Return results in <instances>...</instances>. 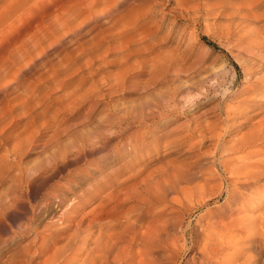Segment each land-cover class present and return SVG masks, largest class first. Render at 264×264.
Instances as JSON below:
<instances>
[{"label":"bare ground","instance_id":"obj_1","mask_svg":"<svg viewBox=\"0 0 264 264\" xmlns=\"http://www.w3.org/2000/svg\"><path fill=\"white\" fill-rule=\"evenodd\" d=\"M256 1L84 0L81 4L78 3L82 9L74 12L79 16L74 13L58 15L53 25L47 28L52 35L51 44L41 48L36 55L29 53V60L25 66L23 65V70L17 72L27 75L31 74L32 70L38 72L36 86L32 89L22 85L14 87L21 81L18 76L16 78L12 76L3 91V95L9 98L7 103L12 105H6L7 110H4V113L0 112V131L4 130L2 126L5 125L7 112L12 115L13 119L10 122L12 126L19 123H23V126L21 125L22 129L17 134H8L0 144L8 148L4 153H0V187H5L0 196V222L7 215L24 220L25 223L15 227L18 234L33 236L24 246L23 252L21 250V254L20 250L14 251L10 259L2 262L3 264L17 258H21V261L18 260L19 264H24L23 260L29 255H33L30 256L32 259L26 260L29 264H34V258L45 254L48 256L41 264H176L174 258L178 247L170 245L169 239L172 238H168L169 230L172 229L171 214H166L163 208L157 221L145 220L150 205L166 203L168 196L179 193L183 186L189 191L193 189L194 172L187 167L175 165L173 171L171 169L170 177L165 171L154 177L149 172L144 176L146 169L143 170L138 165L139 167L129 168L131 173L118 180V171L121 167L118 170L114 166L122 157L119 151L123 145L131 148L133 146L132 152L144 149L145 134L134 133L126 141H119L112 148L111 158L95 157L96 154L102 153L112 140L120 138V136L105 138L106 136H102L103 133H98L99 130L108 127V119L105 118L102 122L89 121L88 116H83L80 124L76 122V125L74 123L71 127L59 129L57 114L60 111H70L75 104L87 97L97 96V89H101L102 86L111 87L104 93L123 91L127 79L136 70L140 72L137 81L139 85L136 88L142 102L138 113H135L138 109L131 113L125 112L124 117L126 115L127 117L123 122H126L128 127L132 126L129 120H134L139 125L147 124L153 128L154 117L162 115L163 109L160 104L163 101L180 96L183 92L203 93L207 90L203 84L197 88L200 82L197 84L192 81L194 75L191 73L192 69L189 70L182 65V50L167 46L171 35L157 36L159 23L166 16L175 22L177 31L181 29L180 24H197L200 20L206 29L215 26L216 21L222 20L218 27L229 34L231 30L234 32L238 30L239 33L249 30L247 34L251 36L248 44H251L249 48H253L254 51L247 52V61L250 65L244 69V75L248 82L254 75L260 74L254 81L259 87L260 84L264 85V14L260 15V12L259 15L256 14L254 10ZM131 2H141L142 6L133 5ZM166 3H172L175 9L166 11ZM158 14L159 20L158 17L156 19ZM177 31L175 30L174 34ZM241 35L243 36L242 33ZM106 58L110 60L105 65L108 64L113 70L102 73L100 76L103 77L98 78L101 64H104ZM142 78L145 80L140 81ZM215 84L216 87L223 86L221 81ZM11 88L17 90L23 88L25 93L24 95L14 93L17 90ZM207 88L209 91H215V87L210 85ZM262 89L254 92L260 91L258 93L261 94L264 92ZM12 94L14 96L10 98ZM256 104L250 101L227 104L222 109L217 124L208 121L199 123L197 120L200 117H194L191 118L194 120V126L191 125L188 127L189 130L187 129L198 136L197 145L209 143L213 149L212 160L207 170L219 180L224 179L225 174L228 175L227 186H224V202L246 200L250 204L249 208L252 203L254 204L251 207V215L232 219L223 225L224 227L218 224L213 227L217 230L213 235H209L216 243L209 246L205 243L204 250L198 251L201 252L200 259L205 264L217 260H221L219 264H259V259L264 255V213L261 216L258 214L264 211V114L260 105ZM253 106L257 111H250ZM53 107L58 108L57 113L49 114ZM250 118L258 120L254 123L249 122L248 130L240 138L236 140L233 137L235 140L233 144L228 145L223 141L225 135L228 136L232 130H240ZM56 125L58 127L53 129ZM79 128L84 129L83 134L82 129L81 132L77 131ZM48 129L51 131L46 140L42 139L40 145H37L39 144L37 140L43 138ZM155 130L156 127L152 132ZM6 131L10 130L5 129L4 132ZM94 134L100 141L105 139V142L96 140L90 142L89 139L95 136ZM35 149H38L36 158L25 161ZM129 152L123 153L130 155ZM255 156L257 158L252 159ZM247 159L253 161L245 163ZM81 162L84 167H76V164ZM102 169L110 170L107 175L109 177H106L102 185H96L93 182ZM63 173L67 175L64 179L61 178ZM54 180L57 182H53ZM220 185L198 186L197 192L204 201L202 206H207L214 198L221 197L223 188ZM229 186H232L231 189ZM17 192L19 195H16ZM91 204L95 205L92 207ZM128 204L130 206L127 210H120ZM88 205H91V209L84 213L83 217L78 218L84 212L82 209ZM140 205L146 207L140 209ZM57 209L60 210L59 215L50 220L49 217ZM236 210H241V206ZM131 216L133 219L130 220ZM110 221L115 223L108 225ZM84 223L87 224L82 226ZM1 231L0 256L5 253L7 247L1 242ZM223 232L228 234L225 235ZM229 232L234 234L244 232L245 236L242 235L241 242L237 244L238 241H233L238 250L234 247L231 249L230 244L234 235ZM47 236L51 243L59 244L54 250L50 249ZM220 236H225L228 243L218 241L221 239ZM226 236L230 237L231 241ZM175 238L173 237V240ZM225 251H231L229 256H232L228 261H223L225 258L221 257ZM186 264L196 263L188 261Z\"/></svg>","mask_w":264,"mask_h":264},{"label":"rangeland","instance_id":"obj_2","mask_svg":"<svg viewBox=\"0 0 264 264\" xmlns=\"http://www.w3.org/2000/svg\"><path fill=\"white\" fill-rule=\"evenodd\" d=\"M83 1L84 0H0V112L4 113V110H7L6 105H12L10 103H7L9 98L3 95V91L6 88L5 87L6 83L9 82L13 77L16 78L18 76L19 81H21V83H19L18 86L16 85L14 87H19L20 85H22L23 87H29L30 89H32L33 87L36 86V82H37L36 79L38 72L32 70L33 72H31V74L28 75L27 73L18 74L17 72L23 70V65L25 66L29 60V53H32V55H36L39 51H41V48L48 47L51 44L53 39H52V35L49 33L47 28L51 24L53 25V22L56 21L58 15L66 16L69 14L72 15L74 12L77 13L82 9L80 4ZM153 1L161 2L162 0H153ZM246 1L248 2V0ZM131 3L133 5L142 6L141 2H135V3L131 2ZM165 9L166 11H172L175 9V6L172 3H166ZM254 10L256 11V14L258 13V15L259 12L260 15L264 14V0L261 1L257 0L255 2ZM75 15L79 16V14H75ZM159 17L160 15L158 14L156 16V19L159 20L160 19ZM216 22L217 24L209 29L203 27L202 20L198 21L197 24H193V23L180 24L181 27V29L179 30L180 32L177 31L178 29L175 27V22L170 21V18L168 16H166L162 20V22L159 23L160 27L158 26L159 29L157 36L165 37L167 35H171L170 41L167 43V46L177 47L178 50L179 49L182 50V65L185 66V68H188L189 70L192 69L191 70L192 72L190 71L192 75L194 74L192 77L193 79L192 81L197 84L200 82V84L197 85V88L201 87L200 85L203 84L204 89L206 88L207 90L203 92L205 93V95L198 91H194L193 93L183 92L180 96H177L171 100L163 101L161 103L162 105L160 104V106H162L163 109L161 110L162 115L158 117L157 116L154 117L155 118L154 121L156 124V125L154 124V127H156L155 132H152L154 127L151 128L147 124L139 125L134 120H129L131 121L130 123L132 124V126L128 127L126 122H123V119L127 117V115L126 117H124L125 112L131 113V112H135L137 109L138 110L135 113H138L140 111V105L142 99L139 98V91L137 92V88H136V86L139 85L137 83L140 77L139 70L134 71L130 75V77L127 79V82L124 86L125 89L123 91H117L112 89L114 90L113 92L104 93L111 87L107 85L102 86L101 89L99 88L97 89L98 91L97 96L87 97L83 99L81 102H78L79 103V104L77 103L78 105L75 104L76 106H74L73 109H71L70 111H66V110L64 112L60 111L57 114L59 117L58 122L60 123L59 129L71 127L73 126L74 123H75L74 125H76V122L77 124H80L85 116L89 117V121L102 122L104 121L105 118L108 119L107 120L108 127L106 128L107 130L106 129L99 130L98 133L99 134L103 133L102 136L103 137L106 136L105 138H110V137L114 138L115 136H120V138H118L115 141L112 140V142L109 143L106 146V148L102 150V153L100 152L98 153V155L96 154L95 157L100 156L102 158L103 157L111 158L110 155L112 153V148L119 141L122 142L126 141V139L131 135H133L134 133L145 134L146 147L144 149H137L138 150L137 152L134 151L132 152L133 146L131 148L123 145L122 146L123 148H121V150L119 151L120 153H122L119 154L120 157L121 156L122 157L118 159L119 161L114 166V168L118 170L121 167L120 170L118 171V177H117L118 180L124 179L125 175L127 177V174L131 173L129 171V168L135 166L137 167L141 166L142 169L143 168L146 169L145 170L146 174H144V176L150 173L153 174V177L158 176L159 174H161L162 171H165L166 175L170 177V173H172L171 169L173 171L175 165L176 166L179 165L184 168L187 167V169H190V171L192 170V172H194L193 174H194L195 184L193 185L194 186L193 189L189 191L188 188L183 186L179 193L170 194L168 196L166 203L159 204L155 202L156 204L150 205L148 207L149 213L147 214L145 220L147 222L152 220L157 221L159 219L161 212L164 209L166 214H171L172 220L175 223L173 221L171 222L170 228L172 229L169 230L170 236L168 235V238L169 237L172 238L169 239L170 245H173L175 248L178 247V250L176 251L177 254L175 253V258H174V262H176V264H186L188 261L189 263L193 261L196 264H205L204 262L201 261L200 254L204 250V246L206 244L207 246H209V244L216 243V241L215 240L213 241L210 237V235H213L217 230L213 227L217 224L219 226L221 225L220 227H222L232 219H238L240 217L247 216L248 214L251 215L252 214L250 212L251 207L254 205L252 203L251 207L249 208L250 204L246 200L237 201L233 203L224 202L225 187L227 186L228 183V175L225 174L224 179L219 180L216 178V176H213L212 173L207 170V167L210 166V160H212L211 158L213 156L212 155L213 149H211L212 147H210L209 143L203 145H197L199 143L198 136L188 131L189 130L188 127H191V125L194 126V120L191 119L194 117L195 118L200 117L197 120V122L199 121V123L211 122L212 124H217L220 119L221 111L222 109H224L225 105L227 104H233V103L237 104L240 103L241 101L256 102L257 103L256 106L260 105V109H262V114H264V98H263L264 94H262L264 92H261V94H259L260 91H258L259 93L254 92L255 90H258L260 88L264 89V85L260 84L259 87L258 83L254 81V79L256 77H259L260 74L254 75L248 82H246L248 79L246 75H244L245 74L244 69L249 68L250 65V63L247 61V52L254 51L253 48H249L251 44H248V41H250L249 37L251 36L247 34L249 30L248 31L243 30L240 33L238 30H235V32L234 30H231L229 34V32L223 31L220 27H218L219 22L222 23V20H218ZM258 25L260 26V24ZM175 30L177 31L176 34H174ZM241 33L243 34V36L241 35ZM239 34L242 36V38L241 36L238 37ZM237 39L239 40L237 41ZM109 60L110 58L108 59L106 58L104 64H101L102 68H100L101 70L99 72L98 78L103 77L100 76L102 73H106L113 70V68L112 67L110 68L108 64L105 65V63H107ZM27 76L30 77L28 78ZM198 78L200 79L199 81ZM144 80H145L144 78L140 79V81H144ZM217 81L223 82V86L216 87L215 83H217ZM209 85L215 87V91L213 90L209 91L207 88V86ZM14 93H20L21 95H24L25 92L22 88L20 90L15 91ZM13 96L14 94H12L10 98ZM260 99L262 100L260 101ZM239 109L241 110L242 108ZM57 111L58 108L53 107L50 110L49 114L57 113ZM250 111L253 112L257 110H255L253 106L250 108ZM163 113L167 115L165 116ZM251 118L248 119L247 123L244 122L245 124H243L240 130H232L228 136L225 135L223 137V141L226 142L228 145L233 144V142L235 141L234 139L240 138L241 135L248 130L247 124H249V122L254 123L258 120L257 118L256 119H251ZM5 119H6L5 125L2 126L4 127V130L3 132L0 131V144H2L1 140L5 139V137L8 134L11 133L17 134L22 129L23 126L22 125L23 123L22 124L19 123L17 126H12L10 122L12 121L13 118L9 112L6 113ZM200 120H202V122ZM57 127L58 126L56 125L53 127V129ZM5 129L6 130L9 129L10 131L4 132ZM81 129L79 128L77 129V131L78 132L82 131L81 134H83L84 129L83 128ZM50 131L51 130L49 129L48 131H45L46 132L45 136L37 140L39 141L38 142L39 144L37 145H40L41 141L46 140V137H48ZM118 132L121 135H118L119 134ZM108 134L110 135L112 134V136ZM94 135L95 136L90 137L89 139L90 142H94L95 140L100 141V138L96 134ZM100 142L101 143L105 142V139H102ZM5 149L7 150L8 148H6L3 145H0V150H1L0 153H4L6 151ZM37 151L38 149H35L34 152L29 157H27L25 161H31L35 159ZM125 151L127 152L130 151L129 152L130 155L124 154L123 152ZM255 158H257V156H255L252 159ZM252 159L251 160L247 159L245 163H249L253 161ZM81 166L84 167L82 162L76 164V167L78 168H82ZM109 171L110 170L102 169L100 175L96 177L93 183H95L96 185H100V184L102 185L106 177L107 178L109 177L107 176L109 174ZM65 177H67V175L63 173L61 175V178L64 179ZM37 182H35V184ZM53 182H57V181L54 180ZM216 182L219 185L221 183L220 187L223 188L221 197H217V198L213 197L214 199L213 201H211V203L209 202V205L202 206L204 201H202L203 200L201 199L202 197L199 196L197 192L199 187L202 185H206V187L207 186L219 187V185ZM209 184L214 186H211ZM231 187L232 186H229V189H231ZM4 189L5 187H0V196L4 191ZM46 190L47 188L45 189V192ZM193 190H195V192ZM16 195H19L18 192ZM207 199L205 198V200ZM91 205L93 207L95 204H91ZM91 205H88L89 207L88 206L84 207L82 209V211L84 212H82L78 216V218L83 217L84 213H87V211L91 209ZM129 206L130 205L128 204L120 210L125 211L129 208ZM240 206H241V210H236V208ZM140 207H141L140 209H144L146 206L140 205ZM59 211H60L59 209L54 211L53 214L49 217L50 220L51 219L54 220L53 217L59 215L60 213ZM262 213H264V211L259 212L258 214H260L261 216ZM78 218L77 221L79 220ZM131 219H133V216L130 217V220ZM19 220L20 219L13 218L11 215H7V217L2 219V221L0 222V230H2L1 242H4L5 245L7 246L5 248L6 250L5 253L0 256V264H3L5 260L6 261L9 260L10 259L9 257H11L14 251L16 250H20L19 253L21 254L23 252L24 246H26L27 243H29L32 240L33 236L30 234H18L16 226L24 222V220H20V221ZM113 223H115V221H110L108 222V225H111ZM86 224L87 223H84L82 226ZM220 230H222V228ZM170 232H173L175 236ZM208 232H211L212 234ZM223 234L226 235L228 233L223 232ZM230 234L234 235L235 237V238L233 237L232 241L230 238L231 237ZM230 234L228 235L230 237L226 236V238L230 239V241L232 242L231 243L232 245L230 244V247L231 249L234 247V249L237 248L238 250L239 249L238 246L235 247L234 245H236V243H234L233 241L234 240L235 242L238 241L237 242L238 244L239 241L241 242L240 239L241 237H243L242 235L245 236V234L244 232H235V234L234 232H232ZM173 237L174 238L176 237L174 239L175 241L173 240ZM224 237L225 236H222L221 239L219 238L218 241H221V243L226 244L228 240L225 241L226 239ZM58 239H60V236L58 237ZM47 240H48L47 242H50L49 236H47ZM49 244L51 250L52 249L54 250L59 246L58 243L50 242ZM239 246H241V244H239ZM226 252H228L229 254ZM230 252L231 251L223 252L221 256L222 259L225 258L223 261H228V259L232 256V255L229 256ZM227 254L228 257H226ZM30 256L32 257L33 255L27 256L26 259L31 260L32 258ZM47 256L48 254H45L37 258H34L33 259V261L35 262L34 264L36 263L41 264L44 260H46ZM262 258L259 259V264H264L263 261L264 255ZM20 259L21 258H17L9 262L8 264H19L18 260ZM26 259L23 260L24 264H29V262ZM220 262L221 260H217L216 262H212V263L219 264Z\"/></svg>","mask_w":264,"mask_h":264}]
</instances>
